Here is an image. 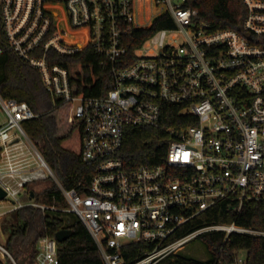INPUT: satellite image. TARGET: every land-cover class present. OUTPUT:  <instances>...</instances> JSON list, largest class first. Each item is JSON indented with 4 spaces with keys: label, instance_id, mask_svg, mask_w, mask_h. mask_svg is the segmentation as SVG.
<instances>
[{
    "label": "built area",
    "instance_id": "built-area-1",
    "mask_svg": "<svg viewBox=\"0 0 264 264\" xmlns=\"http://www.w3.org/2000/svg\"><path fill=\"white\" fill-rule=\"evenodd\" d=\"M242 2L238 28H213L192 0H0L7 49L39 71L55 102L73 104L83 123L82 159L95 170L86 191L82 183L66 189L23 127L37 114L0 94V217L28 206L60 210L31 197V184L52 179L68 204L63 211L85 224L104 264H163L212 232L223 233L220 253L233 234L264 236L235 221L184 232L220 202L237 215L250 202L264 204V0ZM167 15L172 27L155 30L128 63L134 30ZM88 45L112 65L104 96H74L67 69L52 61V53ZM131 126L158 131L166 146L158 163L126 165ZM136 243L151 248L129 263L123 249ZM37 248L38 264H59L56 238L41 237ZM0 250L16 264L1 243ZM226 254L229 263L216 262L248 264L246 250Z\"/></svg>",
    "mask_w": 264,
    "mask_h": 264
},
{
    "label": "trees",
    "instance_id": "trees-1",
    "mask_svg": "<svg viewBox=\"0 0 264 264\" xmlns=\"http://www.w3.org/2000/svg\"><path fill=\"white\" fill-rule=\"evenodd\" d=\"M192 5L200 9L202 19L213 28H238L246 16L242 0H192ZM167 27H172L168 15L157 18L150 29L134 30L131 41L127 42L128 63L135 60V49L149 35ZM0 46L5 48L0 55V94L4 98L30 105L37 117L23 122L26 133L66 189L79 188V183H82L80 188L86 191L95 170L92 164L82 159L83 123L74 116L73 104H58L52 99L39 71L7 49L1 28ZM52 56L53 62L67 69L74 96L100 97L111 88L112 65L91 45L75 54L61 56L52 53ZM174 112H169V115L172 116ZM159 138L158 131L153 128H127L121 152L126 165L158 163L155 156H163L166 147L165 144H158ZM34 193L36 200L55 205L60 210L43 212L28 206L10 214L5 224L8 233L5 247L16 264H38L39 239L43 236L56 238L57 232L62 229H72L73 235L58 242L59 264H104L99 248L85 224L79 218L70 220L66 217L70 212L63 210L68 204L57 183L52 181L43 190ZM233 221L242 226L264 230V204L250 202L237 215L228 202H220L198 215L184 228V232L205 224ZM222 240L221 232L207 233L196 239L205 248V261L178 253L163 264H218L216 260L219 259L229 263L232 257L226 252L239 249L247 251L248 264H264V236L233 234L230 246L220 253ZM150 248L148 243L130 244L123 249V255L132 263L142 258ZM5 258L0 259V264H14L10 257L5 255Z\"/></svg>",
    "mask_w": 264,
    "mask_h": 264
},
{
    "label": "rangeland",
    "instance_id": "rangeland-1",
    "mask_svg": "<svg viewBox=\"0 0 264 264\" xmlns=\"http://www.w3.org/2000/svg\"><path fill=\"white\" fill-rule=\"evenodd\" d=\"M75 37L76 36H72L73 39ZM76 39H77V37H76ZM3 118H4V116L0 112V120H2ZM52 181H53L52 179H48V180H45V181L35 182V183L30 185L31 190L34 191V192H40L48 184H50ZM10 214L11 213L0 217V243L3 244V245H5L6 240H7V236H8L7 230L5 228V224H6L7 220H8V218H9ZM66 217L68 219H70V220H74V219L78 218L76 215L71 214V213H68ZM179 254L183 255V256H188L189 255V256L194 257V258H196L198 260H206L207 259V255L205 253L204 246L200 242H198L196 240L190 242L182 251L179 252ZM0 259L1 260H5L6 259L4 252H2L1 250H0Z\"/></svg>",
    "mask_w": 264,
    "mask_h": 264
},
{
    "label": "water",
    "instance_id": "water-1",
    "mask_svg": "<svg viewBox=\"0 0 264 264\" xmlns=\"http://www.w3.org/2000/svg\"><path fill=\"white\" fill-rule=\"evenodd\" d=\"M6 196V193L1 189L0 187V199H4ZM35 196L34 191H31V197L33 198ZM73 235V230L72 229H62L56 234V239L58 242H63L69 237Z\"/></svg>",
    "mask_w": 264,
    "mask_h": 264
}]
</instances>
